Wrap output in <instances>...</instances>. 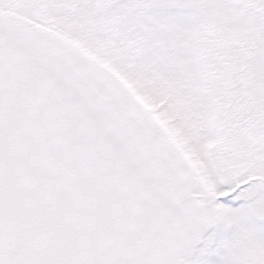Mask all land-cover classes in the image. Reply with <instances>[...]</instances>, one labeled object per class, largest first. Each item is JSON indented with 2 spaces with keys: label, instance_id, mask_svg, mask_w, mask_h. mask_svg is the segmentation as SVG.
<instances>
[{
  "label": "snow or ice",
  "instance_id": "obj_1",
  "mask_svg": "<svg viewBox=\"0 0 264 264\" xmlns=\"http://www.w3.org/2000/svg\"><path fill=\"white\" fill-rule=\"evenodd\" d=\"M0 264H264V0H0Z\"/></svg>",
  "mask_w": 264,
  "mask_h": 264
}]
</instances>
